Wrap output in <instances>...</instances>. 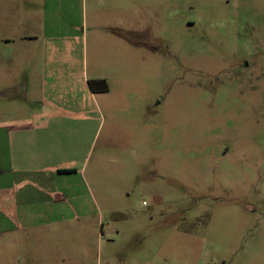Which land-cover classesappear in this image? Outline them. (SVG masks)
<instances>
[{
    "label": "rangeland",
    "instance_id": "1",
    "mask_svg": "<svg viewBox=\"0 0 264 264\" xmlns=\"http://www.w3.org/2000/svg\"><path fill=\"white\" fill-rule=\"evenodd\" d=\"M38 1L0 19L74 32L110 92L61 157L68 219L0 220V264H264V0Z\"/></svg>",
    "mask_w": 264,
    "mask_h": 264
},
{
    "label": "crops",
    "instance_id": "2",
    "mask_svg": "<svg viewBox=\"0 0 264 264\" xmlns=\"http://www.w3.org/2000/svg\"><path fill=\"white\" fill-rule=\"evenodd\" d=\"M58 5L47 3V8L55 12ZM32 17L26 7L17 23L0 19V45L10 52L4 58L9 65L3 68L0 62V94L18 92L17 97L4 96L6 103L0 105V220L16 219L27 230L68 219L61 205L71 204L75 169L68 161L61 166V157L85 148L94 110L110 92L109 86L106 92L89 88L88 80L108 84L109 77L87 69L79 36L60 33L52 23L48 29L45 22L33 25ZM55 177H65L64 190L60 184L56 188ZM7 232L0 230V237Z\"/></svg>",
    "mask_w": 264,
    "mask_h": 264
},
{
    "label": "trees",
    "instance_id": "3",
    "mask_svg": "<svg viewBox=\"0 0 264 264\" xmlns=\"http://www.w3.org/2000/svg\"><path fill=\"white\" fill-rule=\"evenodd\" d=\"M88 85L94 92H106L108 90V84L105 79H90ZM60 172H71L69 170H62Z\"/></svg>",
    "mask_w": 264,
    "mask_h": 264
}]
</instances>
